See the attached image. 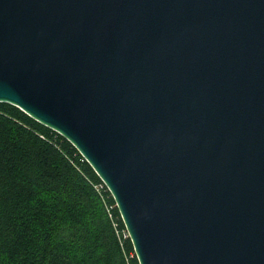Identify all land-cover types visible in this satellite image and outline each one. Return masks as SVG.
Wrapping results in <instances>:
<instances>
[{"label":"water","instance_id":"water-1","mask_svg":"<svg viewBox=\"0 0 264 264\" xmlns=\"http://www.w3.org/2000/svg\"><path fill=\"white\" fill-rule=\"evenodd\" d=\"M0 103L78 151L138 264H264V0H0Z\"/></svg>","mask_w":264,"mask_h":264},{"label":"trees","instance_id":"trees-1","mask_svg":"<svg viewBox=\"0 0 264 264\" xmlns=\"http://www.w3.org/2000/svg\"><path fill=\"white\" fill-rule=\"evenodd\" d=\"M125 232L78 151L0 103V264H138Z\"/></svg>","mask_w":264,"mask_h":264},{"label":"built area","instance_id":"built-area-1","mask_svg":"<svg viewBox=\"0 0 264 264\" xmlns=\"http://www.w3.org/2000/svg\"><path fill=\"white\" fill-rule=\"evenodd\" d=\"M126 231V230H125ZM124 236H127V232H125Z\"/></svg>","mask_w":264,"mask_h":264}]
</instances>
